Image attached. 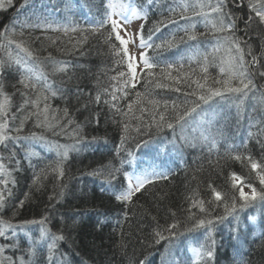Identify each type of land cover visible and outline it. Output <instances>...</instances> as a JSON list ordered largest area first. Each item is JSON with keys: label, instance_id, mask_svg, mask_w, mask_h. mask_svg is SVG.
Masks as SVG:
<instances>
[{"label": "trees", "instance_id": "obj_1", "mask_svg": "<svg viewBox=\"0 0 264 264\" xmlns=\"http://www.w3.org/2000/svg\"><path fill=\"white\" fill-rule=\"evenodd\" d=\"M107 2L38 0L33 3L31 0H11L9 3L8 0H0V32H7L13 40L23 42L42 62L40 70L47 74L49 83L60 90L57 96L47 101L50 105L49 121L55 125L58 120L59 125H67L63 133L56 134L60 133L59 126L35 127L36 118L31 117L24 123L22 132L12 131L20 126L24 115L37 110L29 104L24 112L17 111L24 102L20 91H26L30 100L36 99V94L19 85L20 77L15 69H6L3 91L10 98L8 135L29 136L34 132L60 145L73 144L76 139L83 138L78 145L81 151L70 152L64 162L63 177L49 168L57 160L56 151L49 150L42 141H18L15 145L10 144L8 150L0 146V157L3 158L0 163L5 164L16 181L15 185L0 183V190L5 187L11 190V195L4 193L6 206L0 209V219L17 224L47 216L49 222L46 227L52 233L65 236L64 240L57 242L51 254L47 251L46 243H42L36 249L37 254L31 264H152L157 257L162 259L159 264H189L187 249H197L202 245L212 246L214 255L211 260L206 259L201 264H264V204L257 201L241 208L240 187L233 188L232 174L239 177L242 186L251 184L258 191L261 186L256 173L251 171L246 161L242 163L228 155L229 151L233 155L251 154L258 163L264 161V106L258 103L261 92H264V77L258 75L259 71H264L262 23L250 11L248 0H235V3L227 0V8L237 17L235 35L247 42V46L242 45L245 52L250 48L259 61L254 79L257 90L249 93L239 109L235 104L220 103L218 98L210 102L211 110L205 119L213 120L211 132L219 130L222 135L216 137L215 147L198 140L195 146H191L180 139L179 131L174 134L167 128L157 132L155 128L142 127L137 133L135 128L138 124L151 121L147 111L143 116L139 111L141 107H152L147 103L148 100L159 101L160 111H164L163 103L167 101V116L171 119L172 102L185 100L183 92L177 93L172 88L181 87L183 91H191L196 87L194 84L191 88L185 84L174 85L172 80L164 78L161 69L166 70V65L171 63L174 66L172 76L194 71V78H200L202 73L197 63L185 59L183 69L179 68V64L191 44H198L201 53L213 52L215 41L207 34L209 29L205 28L200 17H194L197 21L195 33L198 42L181 43V37L187 40L183 30L187 22L179 19L178 12L170 13V7L174 6L173 0H153L152 4H147V0H135L136 4L147 7V20L141 19L145 36L156 22L175 19L178 24L162 27L152 42L159 44L165 39H174L179 47L170 50L147 49L148 55L159 62V66L152 69L154 78H141L135 88H123L121 91L123 80L130 74L127 63H117L118 58L112 54L109 46L113 44L120 47L119 42L114 35L110 41L106 40L110 25L96 32L91 30L98 20L103 19ZM250 15L253 19L249 22ZM45 17L56 24L70 23L81 31L65 34L63 31L35 27ZM9 50L13 57L19 52L15 45L0 49V60L7 61ZM227 55L226 51L221 50L213 53L214 58L209 57L211 63L207 74L209 84L213 87L217 85L212 84V80L221 77V61ZM49 56L55 61L66 62V70L55 72L53 64L45 59ZM246 59L251 60L252 57L246 56ZM120 72H124L126 77H120ZM156 83L169 87L157 88ZM114 89L116 100L110 95ZM137 93L141 95L138 97ZM98 94L101 97L99 102L96 100ZM105 100L110 103H105ZM110 104L128 113L127 117L119 115ZM129 104L133 105L131 112ZM39 107L43 108L44 102ZM64 109L68 110L66 117ZM133 116H141V119L137 121ZM69 119L73 121L71 124H68ZM121 121L127 123L129 129L128 139L123 144L124 150L118 154L117 146L121 144L123 134ZM193 127L195 125L187 128L186 134L199 137L200 132H194ZM201 127L209 129L207 124ZM73 130L78 133L75 137L72 135ZM144 141L150 142L145 146ZM137 144H140L139 148ZM167 149L168 152L160 153V150ZM29 152L37 155L29 157ZM127 152H132L134 157H128ZM10 153H14L15 160L19 161L18 171H13L17 165L8 159ZM121 159H131L132 163H125L121 168ZM147 162L156 166L155 170L163 172L167 179L153 177L152 183L146 184L127 202H118L109 190V185L102 183L101 177L88 175L93 170L111 164L121 168L113 184L117 188H127L123 172L130 173L134 164L136 171L145 170L143 165ZM42 169L45 170L43 173ZM37 175L40 180L34 185L33 180ZM3 179L5 177L0 176V181ZM97 184L102 187L98 190L100 195L94 188ZM212 189L221 193V201L214 200ZM101 190H104L102 194ZM233 195L236 198V211L228 214L225 204H231ZM21 200H24L22 207ZM194 200L205 202V212H200L198 207H191ZM217 217L226 218L216 220ZM253 217L257 222L250 224L249 220ZM198 218L215 221L210 235L207 228L193 227ZM172 224L177 225L171 230L176 234L175 238H171L170 232L166 230ZM39 228V225H28L15 236L9 230L6 237H0V249H3L0 252V264H20L21 257L28 264V249L33 245V239L39 236ZM158 232L166 239H159L156 235ZM212 241H215L214 245Z\"/></svg>", "mask_w": 264, "mask_h": 264}, {"label": "snow or ice", "instance_id": "obj_2", "mask_svg": "<svg viewBox=\"0 0 264 264\" xmlns=\"http://www.w3.org/2000/svg\"><path fill=\"white\" fill-rule=\"evenodd\" d=\"M8 2L10 3L11 0H8ZM152 3L153 0H147V4ZM233 3H235V0H233ZM173 5L174 6L170 7L169 9L170 13L176 14L178 12L179 19L187 22V25L183 28L184 32L186 33L187 40H185L184 37H181L180 42H198V36L195 33L197 21L194 20V17H200L204 22L205 28L209 29L207 34L211 35L215 41L213 52L201 53L198 44H191L186 50L185 56L181 57V62L179 64L180 69H183V61L185 59H187L190 63L195 62L199 65L202 75L198 79L194 78V71L192 73L180 72L178 76H172L171 72L174 66L171 63L166 65V70L161 69L162 74H164V78L172 80L174 85L185 84L187 87L191 88V85L194 84L196 87L191 91H183L181 87L172 88V90L177 93L183 92L185 100L180 103H177L176 101L172 102L171 111L173 116L171 119H169L167 116V112L169 110L167 101H164L163 103L164 111H160L159 101L151 99L148 100L147 103L151 104L152 107L149 109L141 107L139 108V111L141 116H143V114L147 111L151 116V121H145L143 125L138 124L135 128V131L140 133L142 127L145 129L155 128L157 132L167 128L174 134L179 131L180 139L191 146H195V142L198 140L201 143H210L212 147H215V144L217 143L216 137L221 136L222 133L219 130H217L215 133L211 132L213 120L205 119V116H207L211 110L210 102L215 101L218 98L220 103L235 104V106L239 109L249 97V93H254L257 90V85L254 83V79L257 75L256 66L259 61L257 57L251 52L250 48L247 53L245 52V47H242V45L247 46V42L241 37L235 35L237 17H235L227 8V0H215L214 3H212L211 0H173ZM248 7L250 11L254 12L255 16L259 18V22L264 24V0H248ZM105 8L106 11L104 12L103 19L98 20L96 25L93 26L91 30L96 32L101 28H105L106 26L110 25V31L108 32L106 40L110 41L114 35L115 40L119 42L120 47H117L113 44H110L109 46L112 49V54L118 58L117 63H127L128 73L130 74V76L123 80L122 88L120 90L123 91V88L128 87L135 88L136 83H138L141 78H154L155 74L152 72V69L159 66L158 60L149 56L146 51L141 52L139 55V63L142 65L140 72L143 74V76H138L136 58L134 56H129V51L126 45L129 43V41L134 42L135 39H138L139 47L146 50L165 48L170 50L174 47H179L174 39H165L159 44L152 42L154 35L159 33L162 27L166 28L169 24H178V21L175 19H169L168 21H158L153 28L148 30L146 36L144 34V24H141L139 30L136 33L130 34L127 31V26L131 25L133 20H147L148 11L146 5H138L136 4L135 0H108ZM252 19L253 17L250 15L249 22ZM35 27L43 28L45 30L50 29L52 31H63L65 34L68 32L81 31V29L76 26H72L70 23L56 24L55 21L50 20L47 17L43 18L35 25ZM121 31L124 32V36H127L128 39H124L121 36ZM11 45H15V48L19 50L17 55L13 57L11 50H9L7 61L0 60V97H2V99H0V146H2L5 150H8L10 144L15 145V143L18 141H42L48 146L49 150L54 149L56 151L57 160L54 166L49 165V168H51L52 171L57 172L59 177H63L64 162L67 161L70 152L81 151L78 145L81 143V139L83 138L76 139L73 144L60 145L51 143L47 141L43 135H37L34 132L29 136L8 135L10 98L3 91V80L6 75V69H15L19 73V85H21L23 89L31 90L36 94V99L30 100L26 91H20V95L24 98V102L17 109V111L24 112L25 108L29 104H31L32 108L37 110L24 115L20 120V126L13 128L12 131L16 133L22 132L24 123L31 117L36 118L35 127L55 128L56 126H59L60 133L56 134L63 133L64 129L67 127V125H59L58 120L56 121L55 125L49 121L48 113L50 105L47 103V101L51 97L57 96L60 90L56 89L51 83H49L47 74L40 70V64L42 62L32 50L23 44V42H17L13 40L7 32H0V49H9V46ZM221 50L226 51L228 55L221 61V77L214 78L212 80V84L217 85L213 87L209 84V76L207 74L208 66L211 63L209 57L213 56V53H218ZM20 53H23V55H20ZM246 56H251L252 59L248 60L246 59ZM45 59L53 64V70L55 72H64L66 70V62L55 61L51 56ZM118 75L120 77H126L124 72H120ZM258 75L260 77H264V71H259ZM113 79H116V77H113ZM146 83H148V81H146ZM155 86L157 88L169 87V85L160 83H156ZM115 91L116 89L110 93L113 100L117 99L115 96ZM124 94L126 95L127 93ZM140 95V93H137L138 97ZM189 97H194L195 99H188ZM100 98L101 97L98 94L96 97L97 102H99ZM41 102H44L43 108L39 107ZM105 103L110 102L105 100ZM258 103L261 106H264V92H261ZM206 105L209 107H204ZM110 107L115 108L119 115L127 117L128 113L121 112L115 104H110ZM132 108L133 105L129 104L128 109L130 112L132 111ZM64 116H68L67 109H64ZM141 116H133L132 118L139 121ZM13 119H15L14 114ZM72 122L73 121L71 119L68 120V124H71ZM121 123L123 126V134L121 136V144L117 146L118 154L124 150L123 144L128 139L127 133L129 129V125L127 123H123V121H121ZM204 124L209 125L208 130L202 129L201 126ZM193 125H195V127H193V131L200 132L199 137H190L186 134V129L192 127ZM144 134L150 135L148 132H145ZM72 135L73 137L78 135L76 130H73ZM249 135H251V132ZM149 142L150 141H144L143 143L145 146H147ZM262 146H264V142H262ZM139 147L140 144H137V148ZM231 147L232 146H230V148ZM33 155L37 154L34 152L28 153L29 157ZM228 155L232 159L240 160L242 163L246 161L250 165L251 171L256 173V178L259 180V184L261 186L260 190L258 191L256 187L248 184L247 187L251 189L250 194L245 193L243 187H240L239 197L243 202L240 204V207L246 208L255 204L257 201L264 204V161L258 163L252 158L251 154L233 155L231 151H229ZM127 156L133 158L134 154L132 152H127ZM0 159L3 158L0 157ZM8 159L14 161L17 165L13 171H18L19 161L15 160V154L10 153ZM125 163H132V160L121 159V168ZM121 168H117L109 164L102 166L100 169L93 170L91 173H88V175L91 176L101 177L102 183L109 185V190L112 191V194L115 196V199L118 202L131 201L132 197L136 193H139L146 184L153 182V177L167 179V176L163 172H157L155 168L142 170L135 175L124 171L123 175L125 181H127V188H123V186L117 188L113 184V181L117 179V174L121 172ZM41 171L43 173L45 170L42 169ZM0 176L5 177V179L0 181V183H3L5 186L9 183L15 185L16 181L12 179V172L9 171L3 163H0ZM232 178L234 180L239 179V177H237L234 173L232 174ZM39 180L40 176L37 175L33 180V184H37ZM232 186L233 188H236V184H233ZM209 187L211 188V185H209ZM5 192H8V194L11 195V190L7 187H5L3 190H0V209H4L6 206V199L4 195ZM61 195H63V192H61ZM212 196L215 201H221L222 199L221 193L215 189H212ZM27 198L28 194L26 193L25 199ZM204 203L205 202L203 200H194L191 207H198L200 212H205ZM23 204L24 200H21L20 206L22 207ZM236 207V198L235 195H233L231 204H225V211L226 213L231 214L236 211ZM224 218L226 217H217L216 220H222ZM48 222L49 218L47 216L42 217L41 219L25 220L17 224H14L8 220L0 219V237H6L9 230H11L12 236H15L18 231H24L28 225H39V236L33 239V245L28 249V264H31L32 258L37 254L36 249L39 248L42 243H46L47 251L49 254H51L56 248L57 242L65 239L63 234L52 233L46 227ZM214 222L215 221L213 219L198 218L195 220L193 227L196 229L207 228L210 235L211 226L214 224ZM176 227V224H172L168 229H166L170 232L171 238H175L176 236V234L171 231ZM156 235L159 237V239H166V237H164L159 232ZM159 239L157 240V243H159ZM214 243L215 241H212V245H214ZM0 252H3V249H0ZM213 255L214 253L212 246L202 245L195 251V264H199V262L205 260V258L211 260ZM49 259H51V256H49ZM20 264H26L23 257L20 258Z\"/></svg>", "mask_w": 264, "mask_h": 264}, {"label": "rangeland", "instance_id": "obj_3", "mask_svg": "<svg viewBox=\"0 0 264 264\" xmlns=\"http://www.w3.org/2000/svg\"><path fill=\"white\" fill-rule=\"evenodd\" d=\"M31 1L34 3V2H36L38 0H31ZM140 25H141V19L133 20L131 25L127 26V31L130 34H134V33H136L139 30ZM262 25L264 27V24H262ZM121 36L124 39H128L127 36H124V32L123 31H121ZM126 47L128 48L129 56H134L136 58L137 74L139 76V74L141 73L140 69L142 68V65L139 63V55H140L141 52L147 51V50L146 49H142V48L139 47V40L138 39H135L134 42L133 41H129V43L126 45ZM165 152H168V149L167 150H160V153H165ZM157 153H159V152H157ZM143 166H144V169L156 168V166H154L150 162H147V164H144ZM136 173H137V171H136ZM233 183L236 184V186L243 187L244 192L247 193V194H250L251 189L249 187H247V186H242L239 180H234ZM255 222H257V219L255 217H253V218H251L249 220L250 224H254ZM195 251H196L195 248H193V247L189 248V254H190L191 261H192L193 264H195V262H196ZM206 259L207 258H205V260ZM203 261L204 260L200 261L199 264L203 263Z\"/></svg>", "mask_w": 264, "mask_h": 264}, {"label": "bare ground", "instance_id": "obj_4", "mask_svg": "<svg viewBox=\"0 0 264 264\" xmlns=\"http://www.w3.org/2000/svg\"><path fill=\"white\" fill-rule=\"evenodd\" d=\"M94 188H96L97 192H98V190L102 189V187L100 185H98V184L95 185ZM100 192L102 194L104 192V190H101ZM99 195H100V193H99ZM233 241H235V240L233 239ZM187 255H188V249H187ZM188 257H189V255H188ZM160 260H162V259L160 257H157L156 261L153 259V263L152 264H159ZM189 264H191V263H189Z\"/></svg>", "mask_w": 264, "mask_h": 264}]
</instances>
